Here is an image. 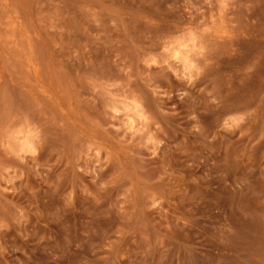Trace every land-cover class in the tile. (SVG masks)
<instances>
[{
    "label": "rangeland",
    "instance_id": "obj_1",
    "mask_svg": "<svg viewBox=\"0 0 264 264\" xmlns=\"http://www.w3.org/2000/svg\"><path fill=\"white\" fill-rule=\"evenodd\" d=\"M0 264H264V0H0Z\"/></svg>",
    "mask_w": 264,
    "mask_h": 264
}]
</instances>
